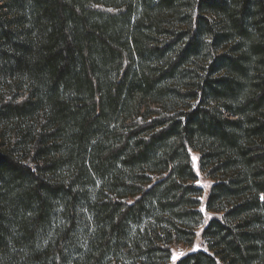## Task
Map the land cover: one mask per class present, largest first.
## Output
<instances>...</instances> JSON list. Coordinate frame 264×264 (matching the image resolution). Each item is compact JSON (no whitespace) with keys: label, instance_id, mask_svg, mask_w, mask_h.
<instances>
[{"label":"trees","instance_id":"trees-1","mask_svg":"<svg viewBox=\"0 0 264 264\" xmlns=\"http://www.w3.org/2000/svg\"><path fill=\"white\" fill-rule=\"evenodd\" d=\"M201 227L175 264H264V0H0V264H170Z\"/></svg>","mask_w":264,"mask_h":264},{"label":"rangeland","instance_id":"rangeland-1","mask_svg":"<svg viewBox=\"0 0 264 264\" xmlns=\"http://www.w3.org/2000/svg\"><path fill=\"white\" fill-rule=\"evenodd\" d=\"M197 161H198V157H197V155L194 154L192 156V162H193V169L198 176L197 186L203 188L204 193H205L204 197L201 199V207H200V211L204 216V224H203V226H204L212 217H214L213 214L206 212L205 207H204L205 196H206L208 189L211 186V183L207 180H204L199 175ZM201 231H202V227L197 230V237H196V241H195L193 246L184 247V248H176L173 250L170 264H175L179 258H181L182 256H184L186 254L193 253V252L200 251V250L206 251V248H205V246H204V244L200 238Z\"/></svg>","mask_w":264,"mask_h":264}]
</instances>
